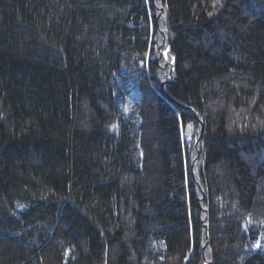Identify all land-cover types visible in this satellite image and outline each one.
<instances>
[{
	"label": "trees",
	"instance_id": "16d2710c",
	"mask_svg": "<svg viewBox=\"0 0 264 264\" xmlns=\"http://www.w3.org/2000/svg\"><path fill=\"white\" fill-rule=\"evenodd\" d=\"M0 264H264V0H0Z\"/></svg>",
	"mask_w": 264,
	"mask_h": 264
},
{
	"label": "rangeland",
	"instance_id": "374dc122",
	"mask_svg": "<svg viewBox=\"0 0 264 264\" xmlns=\"http://www.w3.org/2000/svg\"><path fill=\"white\" fill-rule=\"evenodd\" d=\"M165 59L168 63H172L169 53H165Z\"/></svg>",
	"mask_w": 264,
	"mask_h": 264
},
{
	"label": "snow or ice",
	"instance_id": "6c2138e0",
	"mask_svg": "<svg viewBox=\"0 0 264 264\" xmlns=\"http://www.w3.org/2000/svg\"><path fill=\"white\" fill-rule=\"evenodd\" d=\"M259 246V245H258Z\"/></svg>",
	"mask_w": 264,
	"mask_h": 264
}]
</instances>
